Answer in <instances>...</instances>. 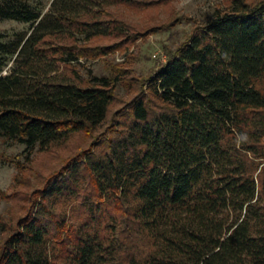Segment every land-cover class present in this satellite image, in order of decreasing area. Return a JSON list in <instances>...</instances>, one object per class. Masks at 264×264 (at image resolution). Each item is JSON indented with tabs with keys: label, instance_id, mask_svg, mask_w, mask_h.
<instances>
[{
	"label": "trees",
	"instance_id": "obj_1",
	"mask_svg": "<svg viewBox=\"0 0 264 264\" xmlns=\"http://www.w3.org/2000/svg\"><path fill=\"white\" fill-rule=\"evenodd\" d=\"M166 1L0 0L30 24L0 42V137L31 153L91 138L0 188L23 197L0 214V264H264V0H229L136 84L75 65L171 28L182 16L138 30L118 8Z\"/></svg>",
	"mask_w": 264,
	"mask_h": 264
},
{
	"label": "rangeland",
	"instance_id": "obj_2",
	"mask_svg": "<svg viewBox=\"0 0 264 264\" xmlns=\"http://www.w3.org/2000/svg\"><path fill=\"white\" fill-rule=\"evenodd\" d=\"M167 2H170V5ZM228 2L229 0H167L165 4L153 3L147 7L119 5L118 8L123 15L128 17L132 23L140 24V26L137 25L138 30L170 22L175 15H180L182 18L171 28L162 27V29L151 31L147 35H140L134 43L128 44L124 49H116L97 58L84 57L81 61L75 62V65L84 77H88L90 71L99 75L111 74L115 64L128 68L130 78L152 73L166 61L167 46L178 47L191 35L198 24H206L213 17L215 11L225 8ZM28 31H30V24L27 22L12 18H0V42L12 41L18 37V33ZM101 41L105 42V40H97L96 43ZM13 65V60H4L0 54L2 74L9 73ZM131 80L135 81V84L137 83V78ZM135 84L130 85L126 81L117 86L118 99L114 103V111L133 96ZM90 141L91 138L79 135L72 138L68 144L56 149L55 153L38 150L31 153L24 144L17 140L0 137V188L13 193L20 187L18 185L19 176L28 174L32 179H35L39 172L48 174L61 160L58 153L70 155L77 151L81 145H88ZM18 162H22L26 167L21 168ZM22 202L21 194L12 198H3L0 195V214L10 218L15 212H20ZM71 205V203L65 204L64 209L71 210ZM1 237L0 228V239Z\"/></svg>",
	"mask_w": 264,
	"mask_h": 264
}]
</instances>
